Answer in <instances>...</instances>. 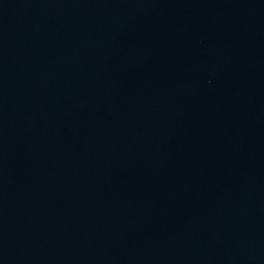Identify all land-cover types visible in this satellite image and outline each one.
<instances>
[{
	"label": "water",
	"instance_id": "obj_1",
	"mask_svg": "<svg viewBox=\"0 0 264 264\" xmlns=\"http://www.w3.org/2000/svg\"><path fill=\"white\" fill-rule=\"evenodd\" d=\"M0 264H264V0H0Z\"/></svg>",
	"mask_w": 264,
	"mask_h": 264
}]
</instances>
